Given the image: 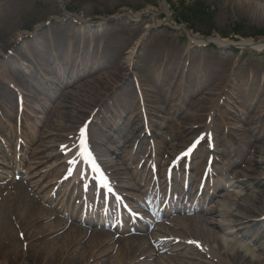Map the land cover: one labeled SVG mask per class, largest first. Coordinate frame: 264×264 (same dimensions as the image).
Listing matches in <instances>:
<instances>
[{"label": "rangeland", "instance_id": "obj_1", "mask_svg": "<svg viewBox=\"0 0 264 264\" xmlns=\"http://www.w3.org/2000/svg\"><path fill=\"white\" fill-rule=\"evenodd\" d=\"M60 1L0 0V148L4 142H7L8 144L5 143L3 149L7 150V156L11 155L15 163L10 164L5 154H0V175L3 174L1 171H7L0 178V187L13 182L19 184L27 194L29 185L26 178L33 177L32 181L37 184L36 187L39 189L38 198L53 197L54 205L43 204L44 206L49 210L68 209L70 213L79 216L80 209L77 201L80 196L79 186L70 181L68 183V180L64 179L65 168L60 167L59 164L63 163L61 156L63 148L69 150L73 148L79 127L86 121H90L88 128L91 143L96 145L94 150L101 156L103 163L109 167L108 171L112 177L115 172L113 170H117L120 177L119 182H116L117 185L115 184L117 188H125L135 200H142L144 197L142 194L148 187L147 184L154 182L157 203L151 210H145L143 215V218L152 217L161 203L164 192L161 181L164 177L162 171L165 172L166 168L162 167V164L160 167V163L171 160L168 156L173 146L174 149L177 148L176 151L183 150L193 143L194 139L199 138L201 146L194 154L191 165L195 166V172L199 171V174L205 169L208 154L211 153H209L206 144L209 136L206 135L207 131L204 132V123L201 124L200 130L195 135L183 134L179 136L173 131L184 133L186 126L192 125L190 116L194 115L196 111L191 108V104L200 98L203 100L208 98L207 89L216 80L215 70H227L231 75L234 71L245 66L264 67V53L234 51L232 47L228 46L222 49L194 48L188 45L183 29L179 31L172 29L183 25L204 38L218 37L236 42L241 37L236 35L235 31H240V33L251 37L247 39L264 38L259 36H264V18L259 15L252 17L236 10L233 11L232 4V8L226 9L222 0H62L63 6L69 13L83 16L85 20L95 22L100 19L113 18L100 27L82 29L64 15ZM261 5L264 7V2ZM142 12H148L143 19L134 20L130 17H135ZM149 13H154L155 15L152 16L155 17H151ZM122 15L125 17L117 18ZM152 21L158 25L153 29L150 28ZM161 24L165 26H159ZM36 25L38 28L33 31ZM97 36H100L101 41L106 45L117 48H111V54L104 53V57L107 58L100 61L98 70L92 73L91 77L95 79L102 75L104 84L107 82L104 80L107 75L111 78L113 74L117 79H120L118 84L121 85L119 93H115L114 97L110 98L105 105L116 114V118L110 123L111 126L103 129V132L92 127V114L88 115L85 112L81 114L79 111L83 110V107H86L88 113L90 110L95 113L102 110V116L105 118L108 117L109 111L104 110L105 107L98 109L102 103L93 105L88 94H82L76 89L81 82L90 80V78L80 77L79 81L72 79L71 74L68 73L71 69L70 65L67 66V73L39 78L38 84L28 92L30 84L33 81L37 82L38 76L34 69L39 62L46 59L42 54L48 53L45 44L47 40L57 39L65 42L74 37V41L79 42L88 37ZM117 39H123V43L119 45L116 42ZM67 58L87 60L81 51L61 56L62 61ZM92 63H94L93 60L89 61V67L92 66ZM34 75L37 77L35 78ZM24 78L25 80H22ZM103 84L102 86H104ZM93 86H97V83H94ZM194 86L200 87L196 95L191 92ZM12 88L21 93L27 92V94L26 96L22 95L23 99H16ZM243 88L245 87L237 84L239 92ZM160 89H165L166 92H162L163 90ZM146 95L152 97L151 102L147 103L149 108H145L144 103L141 104ZM232 97L233 99H229V106L218 107L220 114L217 119L212 120L210 126L217 127V131H220L219 127L231 126L233 123L238 126L256 123L252 127L256 130L254 134H236L234 141H230L224 134L218 136L217 146L213 148L216 155L211 154V156L213 160L217 158L219 163L214 166L213 172H211L213 177L208 179V182L216 183L223 180L225 187L229 183L226 179L240 170L236 166L224 175L218 174L217 168L227 165L228 162V158H224L223 154L234 155L237 151L238 154L232 157V161L243 159L248 155L247 145L249 149H252L261 147L264 143V136H261L264 122L247 119L250 114L247 107L252 109L257 106L264 107V103H262L264 95L260 93L257 99L244 104L235 95ZM44 103L53 108L59 104L61 107L56 109L59 115L53 112V108L46 110ZM96 106L97 108H94ZM170 108L171 110H169ZM238 109H242L246 113L236 111ZM167 112L169 113L167 114ZM43 113L47 118H51L52 122H58V124L49 126L42 120ZM240 115L243 117L239 118ZM101 137H104V140ZM106 137L109 138L108 141ZM261 137L263 140H260ZM102 140L105 147L113 154H106L105 157H102L104 147H98ZM137 147L140 148L136 153ZM134 153H136L135 156H133ZM249 153H252V150ZM129 154L132 155L130 156L131 162L129 166H126L124 161L129 158ZM254 154L255 158L259 155L264 157L263 154ZM116 157H119L118 159L124 163H120ZM152 158L157 163V175L154 178H151ZM39 160H42V163L37 166L36 163ZM15 165L17 168L14 170ZM112 165L115 167L110 168ZM53 166L57 168L53 170ZM185 166L186 161L179 164L178 177L194 176L193 171L185 173ZM252 166L258 170L259 177H264V170H261L260 166L255 163H252ZM132 174L137 180H142L141 188L135 187L131 178ZM60 178L65 180L62 187L59 186L63 191L64 198L57 199L58 195L55 193L59 185L57 180ZM57 183L58 185H56ZM196 188L195 182L191 183L187 190L192 196L186 201H181L177 199L181 188L177 187L175 197L170 201L171 205L194 207L197 201V197H193ZM208 189L210 188L208 187ZM208 189L205 187V191ZM8 190L11 193L14 192L11 188ZM252 191H256V189L253 188ZM234 192L236 194L245 193L240 189ZM222 194L224 191H218L217 197L207 200L197 215L183 213L179 218L185 219L187 216H190L187 218H199L208 207L218 208L221 205L219 195ZM223 203L226 204V202ZM262 211L264 214V210ZM56 218L59 220V225L55 223L53 226L57 225L59 229L50 231L46 237L37 240L33 244L34 250L48 248L53 243H58L59 237L69 234L68 238L72 239L71 256L65 259L61 254H52L50 258L45 257L43 263L40 264H139L141 261H145L143 264H174L175 257L186 264V259L191 257L185 249L175 254L168 249L159 253L152 251L151 236L158 233L157 229L162 232L167 231L171 243L174 239V241L185 240L188 236L182 227L172 228L169 225L174 218L173 215L157 218L149 228L140 232L133 228L128 229L124 225H104L98 222L94 224L86 221L79 223L56 213L44 219L37 225V228L52 224ZM222 220L226 221V219ZM258 220L259 222L254 224L256 226L253 225L251 236L259 235L262 232L260 227L264 222L261 219ZM250 225L246 224L240 228ZM75 227L84 228L87 233L83 235L84 238L77 240L70 234ZM14 236L18 241L21 234L16 236L14 233ZM220 236L226 239L224 233H221ZM27 243L28 241L23 242V240L15 241L14 244L17 246L14 247L21 250ZM260 243H264V237L251 244L252 250H255ZM2 250L1 248L0 264H39L37 261L28 259H21L18 262L10 261L1 253ZM56 251H60L58 247L55 248L54 252ZM149 252L151 256L147 255Z\"/></svg>", "mask_w": 264, "mask_h": 264}, {"label": "bare ground", "instance_id": "obj_2", "mask_svg": "<svg viewBox=\"0 0 264 264\" xmlns=\"http://www.w3.org/2000/svg\"><path fill=\"white\" fill-rule=\"evenodd\" d=\"M223 6L226 9L232 8L233 5V11L236 10L240 12L241 14H247L248 16H255L259 15L262 18H264V7L261 5V3L264 2V0H222ZM232 4V5H231ZM148 12H142L138 15L130 16L132 19H143L146 17ZM151 17H155L152 15H155L154 13H149ZM258 16V17H259ZM257 17V16H255ZM127 18L128 15H127ZM69 20H72L77 25L80 26V28H92V27H100L102 26L106 21L105 19H100L98 21H89L85 20L80 17H76L75 15L68 16ZM152 27L155 28L158 25L155 21H152L151 23ZM161 27L165 26L164 24L159 25ZM38 28V25H36L33 29V31H36ZM183 33L187 38V42L189 46H192L194 48H202L205 47L206 43L210 41V38H204L198 34L194 33H187L185 29L183 28ZM17 40V39H16ZM119 45L123 43V39H117L116 41ZM214 44L218 48H224L227 46H230V44H233L238 48L239 51H261L264 50V38H257V39H243L238 38L236 42L231 43L229 40H224L221 38H215L212 40ZM47 49L51 50V52H68V55H72L74 52L81 51V53H84L85 56H87V60L84 62L79 61V59L73 58V59H66L65 61H59L57 59L58 65H55L53 61L50 59H45L43 62H39L38 66L35 71L39 72L40 77L42 78L44 76H53L57 74L55 73L57 70L61 69L59 71L61 75L62 73H67L66 71L67 66H71L70 73L71 78L79 81L80 77L90 78V80L83 81L79 86H77V90H79L82 94H88L90 97V101L93 103V105H99L102 103V106L98 109H101L102 107H105L106 103L110 100V98H113L115 93H119L121 90V85L118 84L120 79H117L116 76L111 75V78L109 75H107L104 84L102 83L103 78L102 75L98 76L95 79H92L91 75L92 73H95L98 70L100 61L104 58V53L111 54L112 49L117 48L116 46L106 45L104 42L101 41V37H88L87 39H83V41L75 42L74 37L71 39L61 42L57 39H50L45 42ZM112 48V49H111ZM85 51V52H84ZM44 58L49 57V53L42 54ZM56 60V59H54ZM94 61L92 63V66L88 67L89 61ZM172 63V62H170ZM73 65V66H72ZM83 65L84 69L80 68L79 66ZM76 68V69H75ZM81 70V72H79ZM66 71V72H65ZM68 75V74H67ZM216 80H214L213 84L210 85V88L207 89L206 95L208 98L206 100L198 99L195 102L191 104V108L196 111V113L192 116H190L192 125L187 127L186 131L184 133H180L179 131H173V133H177L179 136L185 134V135H195L200 129L201 124L204 123V129L205 133L207 131V134H211L213 138V142L215 143V146H217L218 136L224 134L227 138L230 139V141L236 140V134H254L256 128H252L256 123H251L244 126H238L236 123L232 124L231 126L226 127H219L217 131V127L210 126L212 125V120L217 119L218 115L220 114V110L218 107L223 106L224 108L229 106L230 102L229 99H233L232 96H236L237 99L241 101V103H248V101H253L257 99L260 93L264 95V68H259L258 66L251 65L249 67H241L238 69V71H234L233 74L229 75L227 70H215ZM232 76V80L230 77ZM36 78V77H35ZM22 80H25L22 79ZM109 80V81H108ZM94 83H97V86H93ZM38 84V81H33L30 84L28 92L32 90L35 86ZM102 84L104 86H102ZM237 84L244 86L239 92L237 90ZM255 87L253 88V86ZM249 87V89H248ZM162 92H166L165 89ZM200 90V87L197 86L192 88V94L196 95L197 92ZM12 91L15 93V97L19 96L20 99H23V96H26L27 92H19L17 89L12 88ZM19 92V93H18ZM234 92V93H233ZM189 93V92H186ZM143 97V95H142ZM104 98V99H103ZM151 96L146 95L144 97V103L145 108H149L147 106V103L151 102ZM104 100V101H103ZM107 100V101H106ZM143 100V98H142ZM214 100V102H213ZM262 103H264V99L262 100ZM38 106L40 104L38 103ZM209 106V108H208ZM45 109H51L53 107L48 106L46 103H44ZM59 104L53 108V112L56 115H59V113L56 111L57 108H60ZM1 108V104H0ZM94 108H97L94 107ZM109 111L108 117L102 116V110H98L97 117L100 119V122L102 123V127L100 128L98 126V123L94 120L93 125L98 128V131L103 132L102 129L108 127L110 123L116 118V114H114L112 111L109 110L108 107H105ZM208 108V109H207ZM264 107L263 106H257L256 108L252 109L250 107H247V109L250 111L249 117L247 119L249 121H263L264 122ZM207 109V110H206ZM256 109V110H255ZM171 110V108L169 109ZM236 111H239L240 113L245 114L246 111L242 109H238ZM81 114L84 112L88 115H93L95 112L93 110H90L88 113L86 107H83V110L79 111ZM163 112V111H162ZM169 112H167L168 114ZM207 113V114H206ZM42 120L44 122L48 123L49 126H54L58 124V122H52L51 118H47V116L43 113ZM49 117V116H48ZM241 118L242 116H238ZM28 119V118H23ZM245 119V118H244ZM264 129V126L263 128ZM206 134V135H207ZM43 135V134H42ZM261 136H264V130L261 134ZM262 137L260 140H263ZM103 138V137H102ZM106 140L108 141L109 138L106 137ZM196 140H200L199 138ZM126 143L128 141H125ZM7 143V142H4ZM231 143V142H230ZM8 144V143H7ZM96 145H92L93 148H95ZM104 146L103 142H100L98 147ZM191 146V145H190ZM140 147L136 148V152L139 151ZM96 149V148H95ZM118 149V148H117ZM169 158L177 157L180 153V151H176V149L171 148ZM254 149V150H253ZM262 149H264V143L261 147H253L252 149L248 148V145L246 146L247 156L243 159H237L232 161L233 156H237V151L234 155L224 153V158H228L227 165L217 168V172L220 175H224L231 171L232 167L238 166L239 170L238 172H235L232 174V176L228 179L229 183L227 184V187L223 185L224 181H218V182H207L210 175H207V181L206 185L210 188L208 191L201 192V196H198L197 205L194 206L192 209L189 207L186 209L184 208H176L170 207L169 205L162 208V204L160 205L158 212L160 216H164L168 214L169 212L173 213L174 218L169 223V225L172 228H177L178 226L182 227L187 233V237L185 240H176L171 243L169 241V234L167 231H160L159 229L156 230V232L151 236V243L150 245L152 247V251L154 253H159L161 251H166L167 249L170 250L171 253L175 254L181 251L182 249H185L189 252L188 255L191 257L187 258L186 264H264V243H260L258 246H256L255 250H252L251 244L257 242L258 239L261 237H264V223L262 224L261 230L262 232L258 235L255 234V236H251V231L253 230V225L256 222H259L258 219H261L264 222V177H259L258 170L255 169L252 166V163H255V165L260 166L261 170H264V157L256 156L255 154H263ZM252 150V153H249V151ZM105 150H103L104 152ZM241 151V150H240ZM256 151V152H255ZM213 153L216 152L213 150ZM254 154V155H253ZM252 155L250 158L249 156ZM9 156V154H8ZM130 156L127 158L124 162L127 164L126 166L130 165L131 159ZM72 157V156H71ZM68 156L67 158H71ZM119 158V157H118ZM117 157L116 159L120 161V163H124L122 160H119ZM164 161L160 163V167L162 164V167H172L173 172L170 173V177L172 178L174 182V187L179 184L180 187L184 190V196L183 199L187 198L189 195V192L187 190V186L191 184V182H196L197 187L200 185V180H203L204 177V171L199 174L198 172H195V166L191 165V161L188 160L186 164V168L191 169L193 171L194 176H189L184 179V177L180 178L178 177V166L179 164L176 163V161ZM10 161V164L14 163V160L12 157L8 158ZM42 163V160L37 161L36 165L40 166ZM153 168H157L156 162L151 160ZM218 163V160L216 158V161L214 164ZM15 164V163H14ZM57 166V165H56ZM53 166V170H55L57 167ZM61 167V166H60ZM114 168V166H112ZM17 166L15 165L13 169L15 170ZM33 169V168H32ZM137 169V168H136ZM162 169V168H161ZM31 168L29 169L30 172ZM73 171V172H72ZM72 172V179L77 181L78 178H80V172L81 170L77 169L76 164L71 166ZM0 178L3 177L7 173V171L2 172L1 171ZM162 173H166L162 171ZM209 174V173H208ZM56 176V175H55ZM114 177H112V183H109V186H112L114 190L121 191L125 198L128 200V202L134 204L135 198H133L131 195L128 194L129 191H127L125 188H117V183L119 182V176L118 173L115 171L113 174ZM251 176H256L252 178ZM87 177V176H86ZM32 178H26L27 184L29 185L27 189H29V192L26 194L22 187L19 184H15L13 182H9L7 186L0 187V249L2 248V254L8 258L10 261L18 262L21 259L25 260L28 259L30 261H37L39 264L43 263V260L45 257L50 258L52 254H61L62 258H68L71 256V250H72V239H69V234L62 235L58 239V243H53L48 248L43 247L42 249H35L33 244L39 240L40 238L46 237V234L50 231H55L59 229V220L56 218L55 222L49 225H45L43 227L37 228V225H39L44 219L51 217L53 213H56L58 215H62L67 217L71 220H76L79 223H83L82 216L78 217L77 215H74L73 213H69L67 209L59 208L49 210L46 206L43 204H49L54 205L53 197H43L38 198L39 195V189L36 187L37 184L32 181ZM131 178L133 179L135 183V187L141 188L142 186V180H137V178L132 174ZM113 179L115 181H113ZM58 183V189L56 191V194H63V191L60 187H62V184L64 180L60 178L57 180ZM211 183V186H210ZM116 184V185H115ZM150 183L147 184L149 186ZM154 184L150 185L148 188L145 189V192H143V195L145 196L144 199L146 201L147 207H153L155 206L157 201L153 200V196L156 197V193L154 192ZM60 186V187H59ZM11 188L14 192H10L8 189ZM256 189V191H252L251 189ZM134 189V188H131ZM240 189L244 190V194H236L234 191ZM261 189V190H260ZM218 191L222 192L224 191V194L219 195L221 198V205L218 206V208L214 206L208 207L207 210L204 211L203 215L199 218L193 217V218H187L190 216H187L184 218H179L180 213H192V214H198L201 212V206H204L207 200H212L215 197L218 196ZM198 188L195 192L197 194ZM221 194V193H220ZM205 195V196H204ZM134 201V202H132ZM223 202H226L224 204ZM81 204V200L79 202ZM219 204V203H218ZM135 207L139 208V206L134 205ZM98 208V207H96ZM101 211V209H97ZM93 210L91 212L92 214L99 213V211ZM186 210V211H184ZM253 218V219H251ZM156 219V214L154 215L153 219H150L146 221L147 225L140 222L138 225H135L137 231H143L149 228L151 222ZM222 219H226L225 222H223ZM88 220V218L86 219ZM57 224L55 227L54 224ZM246 224H251L250 226H246L243 228H240L241 226H244ZM131 226V224H130ZM256 225H254L255 227ZM61 227V225H60ZM168 227V226H167ZM14 233H16V236L18 234H21V237L18 238V241L26 242L28 241L25 248L18 250L17 244H14L15 236ZM224 233L226 239H223L220 234ZM77 240L81 239L83 235H86V231L84 228L75 227L73 228V232H71ZM84 238V237H83ZM11 241V242H10ZM23 246V245H22ZM58 247V250L55 251V248ZM151 252V251H150ZM150 252L149 256L150 255ZM1 254V256H3ZM175 263L174 264H183L184 262L182 260H178V258H174ZM145 262V261H144ZM143 261L139 264H143ZM48 264V263H44Z\"/></svg>", "mask_w": 264, "mask_h": 264}, {"label": "trees", "instance_id": "obj_3", "mask_svg": "<svg viewBox=\"0 0 264 264\" xmlns=\"http://www.w3.org/2000/svg\"><path fill=\"white\" fill-rule=\"evenodd\" d=\"M235 33L240 35V36H247V35H244L243 33H240V31H235Z\"/></svg>", "mask_w": 264, "mask_h": 264}, {"label": "snow or ice", "instance_id": "obj_4", "mask_svg": "<svg viewBox=\"0 0 264 264\" xmlns=\"http://www.w3.org/2000/svg\"><path fill=\"white\" fill-rule=\"evenodd\" d=\"M82 135H83V133H82Z\"/></svg>", "mask_w": 264, "mask_h": 264}]
</instances>
